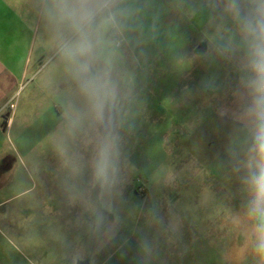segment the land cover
Listing matches in <instances>:
<instances>
[{"label":"rangeland","instance_id":"374dc122","mask_svg":"<svg viewBox=\"0 0 264 264\" xmlns=\"http://www.w3.org/2000/svg\"><path fill=\"white\" fill-rule=\"evenodd\" d=\"M146 2L138 41L125 53L132 94L121 182L108 213L119 250L108 264H258L240 221L244 194L229 154L235 74L203 57L213 25L199 0ZM29 4L36 11L32 44L43 45L8 101L15 109L0 106V214L17 211L18 225L28 227L56 219L33 212L62 211L68 217L51 224L86 226L85 209L70 198L88 190L87 168L78 183L69 181L56 148L68 85L38 2Z\"/></svg>","mask_w":264,"mask_h":264},{"label":"clouds","instance_id":"9594fccd","mask_svg":"<svg viewBox=\"0 0 264 264\" xmlns=\"http://www.w3.org/2000/svg\"><path fill=\"white\" fill-rule=\"evenodd\" d=\"M49 47L68 87L61 95L62 125L56 148L67 178L78 183L85 167L88 190L72 196L88 219L90 239L114 236L111 201L121 182L122 131L131 98L126 51L138 41L146 0H37ZM197 9L213 25L204 58L235 74L230 140L244 194L240 221L264 264V0H199ZM229 110L224 109V114ZM129 127H131L129 125ZM83 148L88 152L84 164ZM149 245L144 242L141 251Z\"/></svg>","mask_w":264,"mask_h":264},{"label":"crops","instance_id":"0c3cea01","mask_svg":"<svg viewBox=\"0 0 264 264\" xmlns=\"http://www.w3.org/2000/svg\"><path fill=\"white\" fill-rule=\"evenodd\" d=\"M31 15L36 16V11L30 9L29 0H0V106L8 104L42 49L43 41L38 48L32 44L35 40L30 30ZM6 116L12 120L9 112ZM33 213L56 219L48 225L45 219L36 226L20 227L19 212L0 214V264H108L109 258L119 250L115 242L119 236L102 244L89 238L86 226L51 224L55 220L62 222L69 214Z\"/></svg>","mask_w":264,"mask_h":264},{"label":"built area","instance_id":"2783aa9c","mask_svg":"<svg viewBox=\"0 0 264 264\" xmlns=\"http://www.w3.org/2000/svg\"><path fill=\"white\" fill-rule=\"evenodd\" d=\"M8 106H9L12 110H14V109H15V102H14V101H11V102H9L5 107L7 108Z\"/></svg>","mask_w":264,"mask_h":264}]
</instances>
